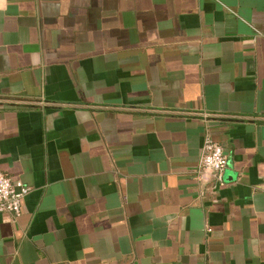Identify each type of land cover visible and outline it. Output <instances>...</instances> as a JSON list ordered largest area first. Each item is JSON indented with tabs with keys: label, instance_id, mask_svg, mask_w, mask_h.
I'll use <instances>...</instances> for the list:
<instances>
[{
	"label": "crops",
	"instance_id": "0c3cea01",
	"mask_svg": "<svg viewBox=\"0 0 264 264\" xmlns=\"http://www.w3.org/2000/svg\"><path fill=\"white\" fill-rule=\"evenodd\" d=\"M0 173V264H264V0H0Z\"/></svg>",
	"mask_w": 264,
	"mask_h": 264
},
{
	"label": "built area",
	"instance_id": "2783aa9c",
	"mask_svg": "<svg viewBox=\"0 0 264 264\" xmlns=\"http://www.w3.org/2000/svg\"><path fill=\"white\" fill-rule=\"evenodd\" d=\"M227 165V158L222 147L211 137L203 139L198 171L202 178L210 176L222 185L221 174ZM30 188L20 181H12L0 173V214H10L17 218L21 214L23 198Z\"/></svg>",
	"mask_w": 264,
	"mask_h": 264
}]
</instances>
